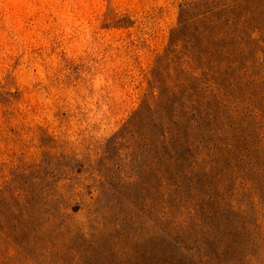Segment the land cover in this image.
I'll list each match as a JSON object with an SVG mask.
<instances>
[{
    "label": "rangeland",
    "instance_id": "rangeland-1",
    "mask_svg": "<svg viewBox=\"0 0 264 264\" xmlns=\"http://www.w3.org/2000/svg\"><path fill=\"white\" fill-rule=\"evenodd\" d=\"M211 1L0 0V190L70 229L34 264H264V0Z\"/></svg>",
    "mask_w": 264,
    "mask_h": 264
},
{
    "label": "trees",
    "instance_id": "trees-1",
    "mask_svg": "<svg viewBox=\"0 0 264 264\" xmlns=\"http://www.w3.org/2000/svg\"><path fill=\"white\" fill-rule=\"evenodd\" d=\"M218 1H211L209 14L218 8ZM185 4L188 9L191 2ZM184 21L181 13L179 25ZM31 198L0 190V264H34L47 255V248L57 245V234L70 231L58 207L51 209L50 202L42 201L49 204L43 208L40 199L35 202Z\"/></svg>",
    "mask_w": 264,
    "mask_h": 264
}]
</instances>
